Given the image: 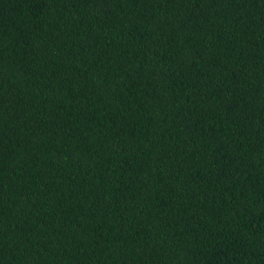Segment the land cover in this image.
<instances>
[{"label": "trees", "instance_id": "trees-1", "mask_svg": "<svg viewBox=\"0 0 264 264\" xmlns=\"http://www.w3.org/2000/svg\"><path fill=\"white\" fill-rule=\"evenodd\" d=\"M0 264H264V0H0Z\"/></svg>", "mask_w": 264, "mask_h": 264}]
</instances>
